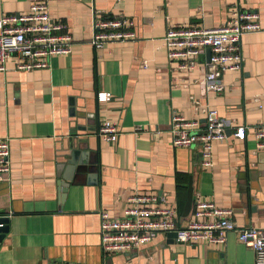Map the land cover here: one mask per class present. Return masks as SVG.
Here are the masks:
<instances>
[{
	"label": "crops",
	"instance_id": "obj_1",
	"mask_svg": "<svg viewBox=\"0 0 264 264\" xmlns=\"http://www.w3.org/2000/svg\"><path fill=\"white\" fill-rule=\"evenodd\" d=\"M38 1L0 0V17ZM45 1L51 18L66 24L71 52L29 71L14 69L8 59L0 71V139H8L10 161L8 177L0 181V217L8 218L0 264H102L99 211L120 217L133 194L158 197L155 205L175 209L181 226L212 220L195 215L197 202L211 200L230 207L238 227H264V150L257 149L252 131L264 124V0ZM233 4L257 13L260 29L242 35V66L223 73L224 89L204 95L202 61L177 69L161 38L168 25L219 26ZM120 14L133 19L137 38L94 49L93 19ZM98 91L110 92L111 99L99 102ZM71 103L81 117L70 116ZM206 103L218 110L227 133L248 128L244 139L228 133L226 140L212 141L211 165L202 166L199 147L173 145L167 130L172 114L203 123ZM106 119L118 131L115 143L96 134ZM80 124L85 128L72 134ZM71 137L81 149L79 161L87 164L61 197L58 167ZM105 261L254 264V253L236 231L209 245L202 239L168 243L159 234Z\"/></svg>",
	"mask_w": 264,
	"mask_h": 264
},
{
	"label": "built area",
	"instance_id": "obj_2",
	"mask_svg": "<svg viewBox=\"0 0 264 264\" xmlns=\"http://www.w3.org/2000/svg\"><path fill=\"white\" fill-rule=\"evenodd\" d=\"M226 21L215 27L203 25H168L161 38L167 60L177 69L189 70L202 61V94L219 93L224 89L222 75L226 70H238L242 66L241 37L245 33L260 29L258 14L233 4ZM137 38L134 21L125 15H114L93 19L92 35L89 39L94 49L102 48L106 42L133 41ZM72 37L62 21L51 18L47 2H33L27 10L0 17V71L6 69V61L14 59V69L32 70L48 66L46 58L71 52ZM207 48L210 50L206 59ZM146 63H144L145 66ZM99 102L111 99L108 91H98ZM194 104L198 101L194 100ZM204 122L188 120L182 115L172 114L168 134L173 145L199 147L201 165H211V142L228 138V125L218 110L207 103L202 105ZM247 126L233 127L234 138L244 139ZM256 147L264 150V124L252 129ZM96 134L103 140L115 143L118 131L109 119L104 120ZM10 170L8 139H0V181L8 177ZM159 198L147 194H133L120 217L100 210V249L103 263L106 256L116 252H129L148 244L159 234L175 232V241L187 243L202 239L207 245L223 243L228 232L236 231L237 238L254 253V264H264V227H238L231 219L230 207L217 206L211 200L196 203V216H211L212 220L193 221L181 226L177 222V211L155 205ZM151 205V206H149ZM4 225L0 222V228ZM63 264H80L66 262Z\"/></svg>",
	"mask_w": 264,
	"mask_h": 264
},
{
	"label": "water",
	"instance_id": "obj_3",
	"mask_svg": "<svg viewBox=\"0 0 264 264\" xmlns=\"http://www.w3.org/2000/svg\"><path fill=\"white\" fill-rule=\"evenodd\" d=\"M206 51H207L206 59L208 60L209 54H210L209 48H207ZM70 106H71L69 109L70 116L81 117L79 115V112L75 110V106L72 103L70 104ZM83 128L85 127L82 126V124L76 125L74 130L71 131V133L74 134L76 129H83ZM228 133H231V131H228ZM80 153H81V149H79L77 145L75 144L74 137L73 138L71 137V139L69 140V153L64 155L65 160L61 161L58 167L57 175L58 177H60V180H59L60 189L59 190L61 192V197H64V194L69 184L76 180L75 174H81L86 170L83 166H85V164L87 163H84L83 160L79 161V157H82V155L80 156ZM199 157L201 159L200 153H199ZM192 199H193V196L191 194L190 202ZM7 221H8L7 217H0V222L4 223V225L0 228V236H2L3 233L7 232ZM166 236L168 237V243H172L175 241L176 233L169 232L166 234Z\"/></svg>",
	"mask_w": 264,
	"mask_h": 264
}]
</instances>
